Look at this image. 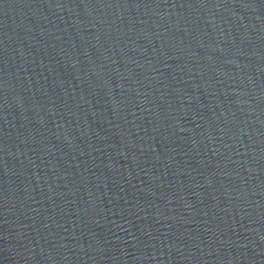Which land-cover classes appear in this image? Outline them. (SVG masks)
Here are the masks:
<instances>
[{
	"label": "water",
	"instance_id": "1",
	"mask_svg": "<svg viewBox=\"0 0 264 264\" xmlns=\"http://www.w3.org/2000/svg\"><path fill=\"white\" fill-rule=\"evenodd\" d=\"M0 264H264V0H0Z\"/></svg>",
	"mask_w": 264,
	"mask_h": 264
}]
</instances>
